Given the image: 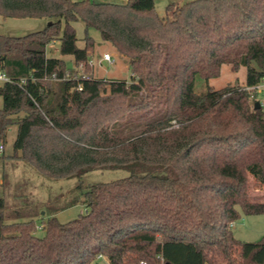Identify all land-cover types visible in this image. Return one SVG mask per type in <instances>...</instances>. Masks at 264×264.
<instances>
[{"label":"trees","instance_id":"obj_1","mask_svg":"<svg viewBox=\"0 0 264 264\" xmlns=\"http://www.w3.org/2000/svg\"><path fill=\"white\" fill-rule=\"evenodd\" d=\"M0 15L51 22L0 34L11 78L0 82V144L17 128L13 154L0 158L77 178L86 208L66 223L42 219L39 235L25 201L1 195L0 264H124L144 245L158 264H264V236L249 243L233 231L241 212L264 213V194H251L252 180L264 192V104L248 89L264 80V0L174 1L165 16L155 0H0ZM90 28L129 58L131 80L92 75ZM56 41L74 66L47 54ZM224 65L246 67L244 85L197 92V78ZM95 170L128 174L85 182Z\"/></svg>","mask_w":264,"mask_h":264},{"label":"rangeland","instance_id":"obj_2","mask_svg":"<svg viewBox=\"0 0 264 264\" xmlns=\"http://www.w3.org/2000/svg\"><path fill=\"white\" fill-rule=\"evenodd\" d=\"M97 2H114L126 3L127 0H95ZM179 2L184 4L191 0H155L157 11L161 16L166 15V6L170 2ZM172 16V14H169ZM49 23L47 18H4L0 15V34L22 36L42 28ZM43 26V27H44ZM77 30L79 47L85 46L86 26L83 21L75 22ZM88 34L94 39V53L92 59V75L97 78L108 79H123L131 80L132 72L130 68L129 58L119 53L116 48L110 43L103 40L101 33L90 28ZM54 46L48 47L47 54L52 57L64 58L67 64L74 66V58L71 55H62L60 52V42L53 43ZM51 46V45H50ZM112 55V62L103 63L104 54ZM85 67L80 65L78 67V74L85 73ZM247 75L246 67H241L237 72H234L230 66L224 65L220 77L211 79L205 82L202 78H197L196 90L199 93L207 91L209 86L214 88H223L226 86L244 85ZM257 98L264 104V93L257 92ZM3 106V98L0 95V107ZM16 126L12 127L8 142L4 146L3 152L6 155H11L14 152L13 142L16 137ZM6 167V168H5ZM10 177L8 185H1L0 196L3 195L18 207V204L23 200L27 208L32 209L37 214L36 220L38 226L42 225V219L46 220L51 216H56L59 221L66 223L85 213L86 208L82 203V191L75 189L78 184L77 178L73 179H48L33 169L24 166L23 162H16L13 160H3L0 158V179L3 181V172ZM128 173L124 170H95L88 173L84 177L87 183L107 182L119 179L126 176ZM260 186L252 180L251 194L254 198L263 199V190ZM18 197V198H17ZM31 204V205H30ZM34 209H33V208ZM242 216L234 223L233 231L237 238L245 242H257L264 236V213L246 215L241 212ZM38 234L42 235L43 230L37 229ZM142 247V246H141ZM135 248L134 251L128 252L124 264H136L145 260L149 264H158L151 255V246L144 245L142 248ZM163 262V261H162ZM95 264H109L107 258L100 257ZM162 264V263H161Z\"/></svg>","mask_w":264,"mask_h":264},{"label":"built area","instance_id":"obj_3","mask_svg":"<svg viewBox=\"0 0 264 264\" xmlns=\"http://www.w3.org/2000/svg\"><path fill=\"white\" fill-rule=\"evenodd\" d=\"M112 59L113 57L111 54L109 53L104 54V60L106 61V63L112 62ZM6 81H11V78L5 73L3 69L0 68V82H6ZM80 89H82V87H80ZM248 89H253L254 91H256V93L259 91H262L264 93V80L255 86L249 87ZM3 150H4V145L0 144V152H3ZM38 228L42 229L43 226L40 225L38 226ZM140 264H149V263L143 260L140 262Z\"/></svg>","mask_w":264,"mask_h":264},{"label":"crops","instance_id":"obj_4","mask_svg":"<svg viewBox=\"0 0 264 264\" xmlns=\"http://www.w3.org/2000/svg\"><path fill=\"white\" fill-rule=\"evenodd\" d=\"M48 25V22L46 23V25L45 26H47ZM44 25L42 24V28L41 29H43L44 27H43ZM52 46H54L53 44L51 45V46H49V47H52ZM103 63L106 65V63H105V60H104V58H103ZM2 182V180L0 179V183Z\"/></svg>","mask_w":264,"mask_h":264},{"label":"water","instance_id":"obj_5","mask_svg":"<svg viewBox=\"0 0 264 264\" xmlns=\"http://www.w3.org/2000/svg\"><path fill=\"white\" fill-rule=\"evenodd\" d=\"M49 23H51V22H49ZM105 63H106V61H105ZM260 106H261V103L260 102H256V107H260Z\"/></svg>","mask_w":264,"mask_h":264}]
</instances>
